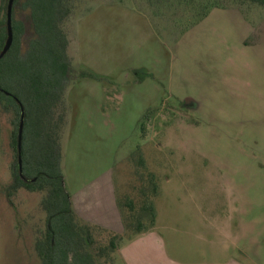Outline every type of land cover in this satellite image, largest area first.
Listing matches in <instances>:
<instances>
[{
    "label": "rangeland",
    "instance_id": "374dc122",
    "mask_svg": "<svg viewBox=\"0 0 264 264\" xmlns=\"http://www.w3.org/2000/svg\"><path fill=\"white\" fill-rule=\"evenodd\" d=\"M179 11L160 15L147 0L79 2L66 26L64 186L71 199L91 188L101 211L112 184L119 201L139 200L151 173L153 232L168 258L264 264V12L213 9L186 30L194 16ZM160 104L143 132L142 117ZM11 132L1 113L0 264H41L43 194H9Z\"/></svg>",
    "mask_w": 264,
    "mask_h": 264
},
{
    "label": "trees",
    "instance_id": "16d2710c",
    "mask_svg": "<svg viewBox=\"0 0 264 264\" xmlns=\"http://www.w3.org/2000/svg\"><path fill=\"white\" fill-rule=\"evenodd\" d=\"M82 0H15L12 14L13 43L0 59V114L12 127L10 145L14 152L13 182L9 194L19 190L43 194L40 206L45 228L36 237L35 251L41 264H115V254L124 237L152 231L157 213L154 198L159 186L153 174L146 178L140 199L126 196L119 201L124 233H114L81 219L64 186L61 140L67 124L63 99L65 81L71 72L67 23ZM151 8L164 12L179 10L194 16L189 29L213 9L236 8L245 16L256 9L264 12V0H147ZM9 0L0 4V54L7 40L6 12ZM95 79L94 75H89ZM5 92L9 93L6 94ZM22 103L26 112L22 140L23 173L18 168V131ZM162 104V103H161ZM161 104L149 109L140 121L148 127ZM105 239V240H103Z\"/></svg>",
    "mask_w": 264,
    "mask_h": 264
},
{
    "label": "crops",
    "instance_id": "0c3cea01",
    "mask_svg": "<svg viewBox=\"0 0 264 264\" xmlns=\"http://www.w3.org/2000/svg\"><path fill=\"white\" fill-rule=\"evenodd\" d=\"M112 188L108 203L101 211L93 207L95 201L92 200V195L89 193L91 188L79 194L75 193L74 198H72L73 207L78 216L84 221L122 234L125 228L124 217L113 184ZM84 202L89 209L83 205ZM89 210L91 215L88 212ZM118 254L126 264H181L165 255L161 238L153 230L139 235L128 244H125L120 248Z\"/></svg>",
    "mask_w": 264,
    "mask_h": 264
},
{
    "label": "water",
    "instance_id": "95a60500",
    "mask_svg": "<svg viewBox=\"0 0 264 264\" xmlns=\"http://www.w3.org/2000/svg\"><path fill=\"white\" fill-rule=\"evenodd\" d=\"M15 0H9L6 12V23H7V40L5 42L4 48L0 54V59L3 58L9 49L12 46L14 35H13V27H12V14H13V5ZM9 95V93L5 92ZM18 101V99L16 98ZM21 109V117H20V125L18 131V168L19 173L22 176L23 173V160H22V140H23V131L25 126V119H26V112L25 108L23 107L22 103L18 101Z\"/></svg>",
    "mask_w": 264,
    "mask_h": 264
}]
</instances>
